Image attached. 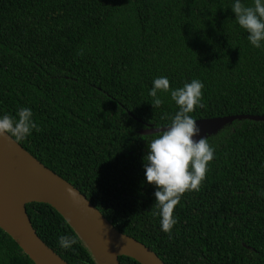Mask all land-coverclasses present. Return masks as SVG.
<instances>
[{"label": "trees", "instance_id": "trees-1", "mask_svg": "<svg viewBox=\"0 0 264 264\" xmlns=\"http://www.w3.org/2000/svg\"><path fill=\"white\" fill-rule=\"evenodd\" d=\"M251 5L253 0H243ZM232 0H0V115L30 107L39 131L17 141L79 189L121 233L165 264H264V121H236L215 149L199 191L160 228L147 146L178 110L153 107V80H201L194 119L264 117V49L235 21ZM82 53V54H81ZM15 139V138H14ZM39 237L69 264H97L52 206L27 205ZM72 236V249L58 244ZM121 264H140L120 258ZM0 264H34L0 228Z\"/></svg>", "mask_w": 264, "mask_h": 264}, {"label": "water", "instance_id": "water-1", "mask_svg": "<svg viewBox=\"0 0 264 264\" xmlns=\"http://www.w3.org/2000/svg\"><path fill=\"white\" fill-rule=\"evenodd\" d=\"M264 121V117L239 115L202 119L201 136L218 135L236 121ZM166 127L143 130V135L160 133ZM200 137H196L199 139ZM52 206L71 225L90 250L97 264H121L127 257L140 264H165L145 244L118 231L77 188L30 154L14 138L0 136V228L34 264H69L37 234L27 205Z\"/></svg>", "mask_w": 264, "mask_h": 264}, {"label": "clouds", "instance_id": "clouds-1", "mask_svg": "<svg viewBox=\"0 0 264 264\" xmlns=\"http://www.w3.org/2000/svg\"><path fill=\"white\" fill-rule=\"evenodd\" d=\"M230 8L237 24L247 32L249 43L254 48L264 49V0H253L251 5H246L243 0H232ZM204 87L201 80L192 79L183 87L170 88L169 79L160 76L153 80L149 91L153 107L164 103L158 95L163 92L170 93L171 101L178 108L171 123L148 144L143 165L146 182L156 189L154 196L160 228L169 236L178 223L175 207L186 192L200 190L215 156L214 147L200 135L201 128L190 115L203 106ZM33 130L40 129L30 107H20L15 116L0 115V136L7 134L20 141L30 137ZM76 243L72 236L61 235L58 238L59 246L66 250L72 249Z\"/></svg>", "mask_w": 264, "mask_h": 264}, {"label": "bare ground", "instance_id": "bare-ground-1", "mask_svg": "<svg viewBox=\"0 0 264 264\" xmlns=\"http://www.w3.org/2000/svg\"><path fill=\"white\" fill-rule=\"evenodd\" d=\"M100 262H101L102 264H105V263L103 262V260H100Z\"/></svg>", "mask_w": 264, "mask_h": 264}]
</instances>
